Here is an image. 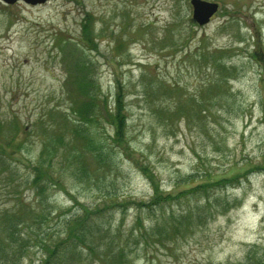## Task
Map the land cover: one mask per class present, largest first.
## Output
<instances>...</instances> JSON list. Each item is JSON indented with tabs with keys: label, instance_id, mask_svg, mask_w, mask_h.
<instances>
[{
	"label": "rangeland",
	"instance_id": "obj_1",
	"mask_svg": "<svg viewBox=\"0 0 264 264\" xmlns=\"http://www.w3.org/2000/svg\"><path fill=\"white\" fill-rule=\"evenodd\" d=\"M208 1L218 8L199 25L189 0H0V237L11 232L15 251L0 264L264 258V0ZM86 13L95 49L82 35ZM219 49L221 58L205 54ZM78 59L108 107L122 86L123 143L105 119L86 127L92 147L75 136L66 80ZM44 141L58 148L54 182L35 194L31 166ZM233 176L152 204L155 186L164 197ZM87 211L84 242L67 237L66 220ZM140 223L162 237L142 236ZM43 243L58 247L49 255Z\"/></svg>",
	"mask_w": 264,
	"mask_h": 264
},
{
	"label": "trees",
	"instance_id": "obj_2",
	"mask_svg": "<svg viewBox=\"0 0 264 264\" xmlns=\"http://www.w3.org/2000/svg\"><path fill=\"white\" fill-rule=\"evenodd\" d=\"M85 21L87 23L83 24V38L87 41V45H89L90 48L95 49L96 43L94 40V33L92 34L91 27H89V22L92 20V15L89 13H86L84 16ZM224 50H218V51H206V55H211L212 57H215V59L221 58L224 55ZM218 65L221 69H227V66H223V64L220 61H217ZM74 68H76V72L73 73V75H70L67 80L66 84L70 87H73L74 93H75V99L70 105V113L73 116L74 122V129H76L78 135H75L77 137L86 139L87 141L84 142L85 145L89 144L91 146V139L87 137L86 127L89 124H97L100 120L105 119L113 128V134H112V140L116 143H121L125 137H126V130H127V114H126V105L124 100V93L122 86L120 84H117V87L115 88L112 105L110 107L107 106V98L106 97H100V88L99 84L96 82L95 78L92 76L87 75L86 72H84L85 67L82 66V63H79V59L76 60V63L74 64ZM226 71V70H224ZM64 118L66 119V114H64ZM125 141V140H124ZM123 141V142H124ZM122 142V143H123ZM42 147L39 151V157L37 160L32 164V178L29 181L30 184H32V187L36 189V193H40L42 188V184L45 181H53V175L52 172L49 170L51 168V163L53 158L56 155V151L58 148L53 147L51 144L46 143L45 141L42 142ZM5 145L11 149V151H19V148L17 144H14V137L13 135L8 136L5 138ZM1 148L0 151L3 152L5 155L6 151L2 144H0ZM2 161L4 162V157H2ZM236 176L230 177V178H221L214 180L213 182H205V184L198 185L195 187H189L187 189H184L182 193H177L175 195H172L170 193H167L164 197H161V194H158L157 186L154 187V196L158 195L156 202L154 201L152 204H159L158 199L163 200H170L178 197L179 195H187L190 193H195L198 190H203V192L206 190V187L208 185H226L227 181H234ZM54 182V181H53ZM205 193V192H204ZM151 200V199H150ZM150 205V201L148 203ZM90 213V211L85 212L84 215L75 216L74 218L69 217L66 220V236L67 237H78V239L83 243V239L78 236L82 232V225L85 223L87 215ZM19 212H12L9 213L7 216L9 221H11L12 225H16L19 222L17 221L15 223L14 219H18L20 217ZM140 231L142 236H153L156 237H162L161 233L155 234L156 231H153L151 233L145 231L142 227L141 223L139 225ZM5 231L9 229V226H6ZM142 229V230H141ZM151 234V235H150ZM156 235V236H155ZM12 237V233L8 232L7 236L0 237V259L3 257V253L10 254L12 252H15L12 249V244L10 242V239ZM159 239V238H158ZM160 241V240H158ZM58 244L52 243H43L42 246L45 248L44 250L49 254H53ZM2 254V256H1ZM48 260L44 261V264H48ZM258 264H264V258L259 261Z\"/></svg>",
	"mask_w": 264,
	"mask_h": 264
},
{
	"label": "water",
	"instance_id": "obj_3",
	"mask_svg": "<svg viewBox=\"0 0 264 264\" xmlns=\"http://www.w3.org/2000/svg\"><path fill=\"white\" fill-rule=\"evenodd\" d=\"M2 1L10 4L19 0H2ZM23 1L30 4H36V3L44 2L45 0H23ZM189 4L191 6V18L199 25L207 23L218 8L217 2L208 1V0H189Z\"/></svg>",
	"mask_w": 264,
	"mask_h": 264
}]
</instances>
